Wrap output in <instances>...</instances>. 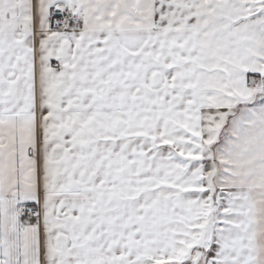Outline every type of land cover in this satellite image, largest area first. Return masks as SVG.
<instances>
[{"label": "snow or ice", "instance_id": "snow-or-ice-1", "mask_svg": "<svg viewBox=\"0 0 264 264\" xmlns=\"http://www.w3.org/2000/svg\"><path fill=\"white\" fill-rule=\"evenodd\" d=\"M0 264H264V0H0Z\"/></svg>", "mask_w": 264, "mask_h": 264}]
</instances>
